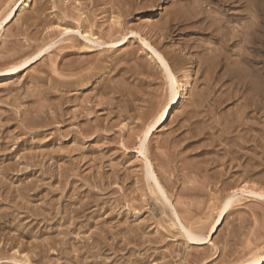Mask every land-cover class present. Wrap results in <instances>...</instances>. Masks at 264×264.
<instances>
[{
    "label": "rangeland",
    "instance_id": "1",
    "mask_svg": "<svg viewBox=\"0 0 264 264\" xmlns=\"http://www.w3.org/2000/svg\"><path fill=\"white\" fill-rule=\"evenodd\" d=\"M19 2L0 0V25ZM85 36L127 40L98 49ZM52 44L0 80V264L262 257L264 0H28L0 31V72ZM151 48L186 80L147 145L165 199L141 156L172 96ZM235 193L217 232L193 244Z\"/></svg>",
    "mask_w": 264,
    "mask_h": 264
},
{
    "label": "bare ground",
    "instance_id": "2",
    "mask_svg": "<svg viewBox=\"0 0 264 264\" xmlns=\"http://www.w3.org/2000/svg\"><path fill=\"white\" fill-rule=\"evenodd\" d=\"M28 0H20L19 3H17V5L12 8V10L6 15L5 19L2 20V24L0 25V31H2L4 29V27H6L7 25H9L17 16L18 12L21 10V8H23L24 6H26ZM90 1V0H89ZM106 1V0H105ZM199 1V0H198ZM222 2V1H220ZM226 2V1H225ZM224 3V2H223ZM42 5V4H41ZM109 5V4H108ZM196 5V4H195ZM125 9V8H124ZM127 9V8H126ZM192 11V10H191ZM63 12V11H62ZM202 12V11H200ZM42 14V13H41ZM182 14V13H181ZM202 14V13H201ZM208 14V13H207ZM32 15V14H31ZM179 15V14H178ZM3 19V18H2ZM66 19V18H65ZM93 19V18H92ZM46 20V19H45ZM179 20V19H178ZM87 21V20H86ZM89 21V20H88ZM223 21V20H222ZM113 24V23H112ZM85 25V24H84ZM86 26V25H85ZM220 26V25H219ZM80 33V32H77ZM37 34V33H36ZM28 35V34H27ZM82 35V34H79ZM86 35V34H84ZM90 35V34H89ZM93 36V35H92ZM69 37V36H68ZM82 37V36H81ZM91 37V36H90ZM93 38V37H92ZM86 39V36H85ZM97 39V38H96ZM82 40V39H81ZM90 42H93V45H98V49L100 48H104V49H114V47L120 48L123 47L126 44V40L127 38H123L120 41L117 42H113V43H107V42H101V41H96V40H92V39H87ZM28 42V41H27ZM146 46L149 47V45L147 44L146 41H142ZM18 44V43H17ZM22 44V43H21ZM31 46V45H30ZM53 46H55V44L50 45L49 47H45V49L43 48L42 50H40L38 53H35V55L33 54L32 58H29V60L24 61V63H22V65H19L18 67L16 66V68H13L12 70H8L6 72L1 73L0 72V80L5 79V78H11L12 76H14L15 74L18 73V71L21 69H28L30 67H32L33 65L38 64L39 61H41L43 58H45V56L47 54H50L51 51L53 50ZM56 48V47H55ZM87 48V47H86ZM151 50L156 54V56L158 57V61L161 63L163 70L166 72L169 80H171V88H172V96L170 101L168 102V105L161 111V113L153 120V123L150 124V126H148V128L146 129V131L143 134V138H142V144H141V156H143L145 158V169H144V174H145V179L147 180V183L149 186H153L151 185L152 183L154 184L153 188L151 187L150 189H154V195L158 196V197H162L163 199H165V192L159 182V179L156 176L155 170H154V165L152 164V162L148 159L147 157V145L149 143V138L152 136V134L154 132H156L161 126H163V124H165L168 119L171 117L172 111L175 107H177L181 101H182V97L184 95V88H185V78L181 79V80H177L176 76H174L171 73V70L169 69L168 63L166 62V60L162 57V55H159L154 49L151 48ZM109 51V50H108ZM17 52V51H16ZM21 52V51H20ZM22 53V52H21ZM12 55V54H11ZM54 55V54H53ZM14 56V55H12ZM50 56V55H49ZM7 57V56H6ZM10 58V56H9ZM54 59V58H53ZM83 60V59H82ZM48 61V60H47ZM51 61V60H50ZM54 62V61H52ZM54 64V63H53ZM66 64V63H65ZM63 69V68H62ZM67 69V68H66ZM73 71V70H72ZM67 73V72H66ZM59 76V75H58ZM61 76V75H60ZM59 76V77H60ZM85 78V77H84ZM81 81V80H80ZM76 83V82H75ZM90 85V84H89ZM125 90V89H124ZM92 112V111H91ZM238 198V193L232 194L230 196V198H228V200L224 203V205L221 207L220 209V214L218 216V219L214 225V227L212 228V230L210 231V233L208 234V236L205 239L202 238H197L195 236H193L192 234L188 233V237L189 239L192 240L193 244H204L207 243L211 236L214 235L217 232V229L223 224L225 218H226V214L227 212L233 207V205L235 204V202H237ZM262 198H264V196H262ZM245 264H264V255L262 257H258L255 258L249 262H246Z\"/></svg>",
    "mask_w": 264,
    "mask_h": 264
}]
</instances>
